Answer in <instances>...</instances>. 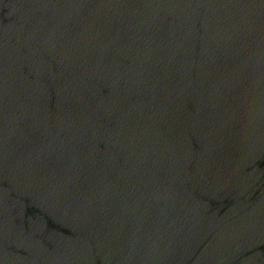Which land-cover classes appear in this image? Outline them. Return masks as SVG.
<instances>
[{
    "label": "water",
    "instance_id": "1",
    "mask_svg": "<svg viewBox=\"0 0 264 264\" xmlns=\"http://www.w3.org/2000/svg\"><path fill=\"white\" fill-rule=\"evenodd\" d=\"M0 264H264V0H0Z\"/></svg>",
    "mask_w": 264,
    "mask_h": 264
}]
</instances>
